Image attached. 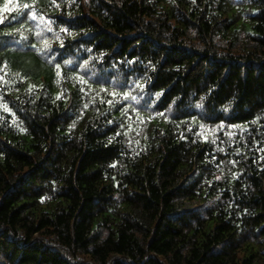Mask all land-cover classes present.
Wrapping results in <instances>:
<instances>
[{"label":"trees","instance_id":"16d2710c","mask_svg":"<svg viewBox=\"0 0 264 264\" xmlns=\"http://www.w3.org/2000/svg\"><path fill=\"white\" fill-rule=\"evenodd\" d=\"M0 264H264V0H0Z\"/></svg>","mask_w":264,"mask_h":264},{"label":"snow or ice","instance_id":"6c2138e0","mask_svg":"<svg viewBox=\"0 0 264 264\" xmlns=\"http://www.w3.org/2000/svg\"><path fill=\"white\" fill-rule=\"evenodd\" d=\"M127 95H128V94H127V93H125V97H127ZM133 99H135V98L133 97Z\"/></svg>","mask_w":264,"mask_h":264}]
</instances>
